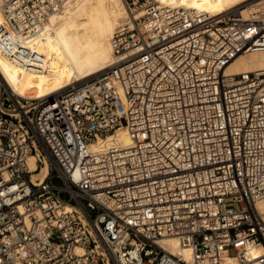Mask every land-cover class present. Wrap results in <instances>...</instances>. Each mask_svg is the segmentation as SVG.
I'll return each mask as SVG.
<instances>
[{"label":"built area","instance_id":"built-area-1","mask_svg":"<svg viewBox=\"0 0 264 264\" xmlns=\"http://www.w3.org/2000/svg\"><path fill=\"white\" fill-rule=\"evenodd\" d=\"M66 1L0 0L21 67ZM125 2L98 73L38 97L0 73V264H264V66L226 70L264 11Z\"/></svg>","mask_w":264,"mask_h":264},{"label":"bare ground","instance_id":"bare-ground-1","mask_svg":"<svg viewBox=\"0 0 264 264\" xmlns=\"http://www.w3.org/2000/svg\"><path fill=\"white\" fill-rule=\"evenodd\" d=\"M162 1L198 7L211 13L231 7L240 8L245 16L264 11V0ZM128 13L125 0H67L61 9L50 14L48 30L38 42V48L45 54L43 65L31 69L21 67L15 60L18 58L15 51L21 45L12 35L0 9V73L23 96L51 95L70 82L91 76L112 63L113 29ZM262 66L264 49H252L237 54L227 64L226 70L233 72ZM60 68L63 72L61 79L49 78ZM114 140L122 143L130 140L125 126L121 125L106 135H99L92 146L102 147ZM30 164L32 167L35 165L33 155ZM45 170L44 164L39 171L32 172V177L42 176ZM258 205L264 209V198L258 201ZM163 241L172 251H180L185 257L190 256L189 246L179 243L177 236L168 235Z\"/></svg>","mask_w":264,"mask_h":264},{"label":"rangeland","instance_id":"rangeland-1","mask_svg":"<svg viewBox=\"0 0 264 264\" xmlns=\"http://www.w3.org/2000/svg\"><path fill=\"white\" fill-rule=\"evenodd\" d=\"M260 12H258V14H259ZM113 31H114V29H113ZM111 36V35H110ZM108 40L110 41V37L108 38ZM98 73V72H97ZM96 74V73H95ZM63 77V72H62V70H61V68L60 69H58V70H56L54 73H53V75L52 76H50L49 78H54V79H61ZM58 86V85H57ZM63 88V87H62ZM61 89V88H60Z\"/></svg>","mask_w":264,"mask_h":264}]
</instances>
